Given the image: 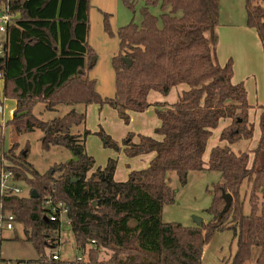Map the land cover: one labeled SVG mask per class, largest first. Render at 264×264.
Masks as SVG:
<instances>
[{
  "label": "trees",
  "instance_id": "1",
  "mask_svg": "<svg viewBox=\"0 0 264 264\" xmlns=\"http://www.w3.org/2000/svg\"><path fill=\"white\" fill-rule=\"evenodd\" d=\"M141 1V23L132 19L117 31L118 53L111 61L115 93L104 98L97 93L95 80L86 76L93 67L87 42L90 0H0V14L11 17L0 47L2 93L4 99L16 101L5 125L17 138L39 129L43 149L62 147L72 156L39 175L28 164V147L24 148L15 172L30 191L27 196L3 198L2 209L24 227L38 256L36 264H60L44 254L58 246L60 235L59 223L45 218L43 200L48 196L67 207L76 249L88 256L87 264H201L205 243L225 230L233 233L236 248L221 264H246L254 248L259 251L255 263L264 264V105L259 107L255 149L234 152L231 146L252 139L253 124L243 84L231 82V59L220 66L215 57L218 0ZM122 4L134 12L135 0ZM157 6L159 14L153 15L150 8ZM245 10L246 27L256 32L264 56V7L245 0ZM124 59L130 60L129 67ZM179 85L187 90L175 103L153 105L160 122L154 133L161 140L139 135L133 143L129 133L118 144L102 129L94 133L103 148L122 151L128 158L154 154L147 168L131 172L125 182L113 180V159L94 169L95 162L85 151L89 131L72 134L73 128L84 125V113L72 110L49 122L32 114L37 103L48 111L58 105L109 106L127 124V112L141 113L150 106V92L165 97ZM220 120L229 121L219 135L226 145L214 147L205 165L207 141ZM203 170L217 172L221 179L206 210L210 220L199 227L163 223V207L174 202L168 174L175 173L184 185L189 172ZM244 184L246 190L241 189ZM31 191L38 197L31 198ZM222 191L231 195L232 205L220 216ZM100 249L111 252L108 260L98 262Z\"/></svg>",
  "mask_w": 264,
  "mask_h": 264
},
{
  "label": "rangeland",
  "instance_id": "2",
  "mask_svg": "<svg viewBox=\"0 0 264 264\" xmlns=\"http://www.w3.org/2000/svg\"><path fill=\"white\" fill-rule=\"evenodd\" d=\"M256 1L264 7V0H255V2ZM142 6L143 2L141 0H135L134 12H131L122 4V0H90L87 42L93 51V57L90 59V63L93 67L86 76L88 79L95 80L96 91L101 97L113 98L115 93L114 70L111 61L118 53L119 40L117 37V31L126 26L132 19L135 24L139 25L141 23L139 11ZM150 12L153 15H158V6L150 8ZM218 14V24L213 33L215 42L217 36L218 41L220 40L218 33L220 31L222 33L220 37L222 38L223 46H225L226 43H231L232 48H236L243 44L251 46V41L248 36H245L244 38L240 36L234 38L224 37V32L227 28L237 29L246 26L245 0H218ZM105 15L107 16L106 20ZM106 25L108 26V31L106 30ZM3 35L4 34L0 32V39ZM207 37H209L208 34ZM254 78L257 80L258 84L260 83L264 91V71L261 69L254 73ZM258 100H260V97H258ZM72 110L77 113H85L86 128L91 131L96 130V132H98L99 129H103L105 119L108 120L109 132L115 136H117L115 133L116 130L122 129V131H124L125 128L131 125L130 117L128 123L125 124L123 120L119 118L117 110L109 106H103L101 110H97L95 108L93 109V107L88 109L80 104L74 106L58 105L55 106L53 110L48 111L44 108L43 103H37L32 109V114L40 121L49 122L53 119L64 116ZM97 113H108L109 115L103 114L100 121H98ZM142 113H145V111L138 114ZM150 113L154 115L153 110H151ZM253 113L254 112L250 113V120H253ZM148 120L150 121L151 119L148 118ZM134 124L137 125V121H135ZM82 127L83 125L73 128L71 130L72 134L77 135L80 133L83 130ZM7 128L6 125L4 128L0 127V138L2 139L0 145V160L2 157L5 163L13 167H16L17 165L20 152L24 148L27 149V147L26 160L31 166V169L39 175L45 174L53 167L65 164L72 159L70 152L65 148L51 147L48 150L43 149L41 143L43 133L39 129L35 128L33 130H28L25 134L17 138L11 134V128L9 127L10 132ZM152 128V121H150L148 129L147 127H144L143 130L151 132L154 136H157ZM135 132L136 131H132V133L130 132V134L134 135L133 138L136 136L134 134ZM257 135H259V130L256 126L254 139ZM89 136L91 138L86 141L85 151L87 155L93 157L96 165L104 162L107 151L116 154V157L114 158L116 162L121 155V159L128 158L122 151L114 152L111 149L103 148L97 135L90 134ZM114 141L121 144L120 140ZM252 142L253 140L239 143L237 146L233 147V150L235 151L236 148L241 147L243 144L246 146L250 145ZM13 169L15 170V168ZM56 176L57 173L55 174V177ZM167 178L168 186L174 193V202L163 207L161 216L162 222L179 224L183 227H197V224L194 221L195 217L200 218L202 223H207L210 220V217L206 210L211 204L213 187L221 182L219 173L206 170L201 172H189L186 184L184 185L180 184L176 174L173 172L169 173ZM17 187L21 190V196L28 195L30 188L24 180H18ZM241 189L246 190V184H244ZM248 211L249 207L246 199L244 202V212L248 213ZM88 248L89 247L87 246V249ZM235 248L236 242L231 231L225 230L215 232L203 247L201 264H221L232 257ZM49 251L48 248L44 251L45 256L49 254ZM55 251L59 255L60 264L88 263V256L82 251L76 249L74 238L69 226L63 225L61 227L58 246H56ZM97 254L98 262H103L110 258L111 252L100 249ZM258 254V249H252L251 260L246 264H256L255 260ZM37 258L38 256L33 246L26 240L24 227L22 225L15 224L12 232L2 233V239L0 242V259L3 262L0 264H4L5 261L11 263L19 262L21 264H36L35 261Z\"/></svg>",
  "mask_w": 264,
  "mask_h": 264
},
{
  "label": "crops",
  "instance_id": "3",
  "mask_svg": "<svg viewBox=\"0 0 264 264\" xmlns=\"http://www.w3.org/2000/svg\"><path fill=\"white\" fill-rule=\"evenodd\" d=\"M214 30H216V29H214ZM218 33H219V38H220L219 41H218V36H217V40L215 42L214 36H213V48H214L216 60L220 66H223L226 64V62L229 59H231L232 71H233L231 82L233 84H238V83L243 84V87H244L245 92H246L247 103L250 106V109L248 111V120L250 123L253 124V136L251 139V141L253 140V142L247 146L243 144L241 147L236 148L234 151L233 147L237 146L239 143H245L246 142V141L245 142L241 141V142L235 144L234 146H231V149L234 152H239V151L251 152L252 150L255 149V147L258 143V140H259L260 132H259V135L255 136V139H254L255 127L257 126V128H258V118H259V114H260L259 107L264 105V98H263L264 97V91H263L260 83L258 84L257 80L254 78V73L258 72L261 69H262V71H264V56L262 53L261 43L259 41V38H258L256 32L254 30L246 27V26H242V27L237 28V29L236 28H227L226 31L224 32V37L234 38V37L240 36V37L244 38L245 36H248L249 40L251 41V46H248V45L246 46L243 44V45H240L236 48H232L231 43H226V45L223 46L222 45V38L220 37V35H222V33L220 31ZM207 38H209V37H207ZM4 40H5V36L3 35V37L0 39V46L3 44ZM220 43H221V45H220ZM186 90H187V87L185 85H179L177 87H174L169 92V94L165 97L161 96L159 93L150 92L147 96V101H148L150 106L145 110V113L138 114L137 112H127L128 117L131 118V125L129 127L125 128L124 131H122V129L116 130L115 133L117 136L113 135L108 130L109 125L107 122L108 120H106V119H105L104 128L102 130H104L114 140H117V141H119V140L122 141L126 137L127 133H130V132L132 133V131H136L134 133L136 136L132 139L133 143L138 142V136L139 135L148 136V137L154 138L156 140H161L160 136H154L151 132H146L143 130L144 127H147V129H148L150 121H152L153 132L160 125V122L157 119L155 113H154V115L152 113H150L151 110H153V112H154L153 105L155 103H167L168 105H171V104L175 103L176 100L178 99V97L180 96V94ZM2 91H3V81L0 80V125H1V127L4 128L5 124L12 119L13 113L16 109V101L4 99ZM258 97H260V100H258ZM92 107H93V109L95 108L97 110L102 109V107L99 108L96 105H89L86 108L89 109ZM44 108H45V105H44ZM86 111H87V109H86ZM251 112H254L253 113V120L251 119L252 121L250 120V113ZM97 114H98V121H100V118L103 114L109 115L108 113H97ZM85 117H86V115H85ZM148 118H150L151 120L149 121ZM135 121H137V125L134 124ZM228 124H229L228 120H220L217 128L212 130L211 137L207 141L206 149H205V152H204L203 157H202L203 163L205 165L208 162L210 151L214 147H216V146L223 147L226 145L225 142L219 141V135H220V132L222 131V129L225 128ZM82 128H83V130L78 134H81L84 130L89 131L91 134L96 133V130L91 131V130H88L86 128V122L84 123ZM7 129H8V131L10 130L9 127ZM258 130H259V128H258ZM90 138L91 137L89 135L85 138V145H86V141L89 140ZM90 157H92V156H90ZM102 157H103V155H102ZM115 157H116L115 153L107 151L106 158H105L104 162L103 163L101 162V164H98V165L94 164V169L95 168H104L106 166L108 159L115 160L114 159ZM121 157H122V155H121ZM121 157L119 156L117 162L115 160V162L117 163L115 166L114 174H113V180L115 182H125L128 178V175L131 172L140 171V170L147 168L150 161L154 157V154L151 153V154L140 155V156H137L134 158H126V159H124V158L121 159ZM249 158H250L249 163H251V161H252V154L251 153L249 154ZM119 160H120V164H119Z\"/></svg>",
  "mask_w": 264,
  "mask_h": 264
},
{
  "label": "built area",
  "instance_id": "4",
  "mask_svg": "<svg viewBox=\"0 0 264 264\" xmlns=\"http://www.w3.org/2000/svg\"><path fill=\"white\" fill-rule=\"evenodd\" d=\"M11 17L8 14H0V32L4 33L5 26L10 21ZM1 47V46H0ZM0 54L2 52L0 51ZM13 167L4 162V159L0 160V242L2 239V233L12 232L14 225L17 224L14 215L3 211L1 200L11 196H21V190L17 187L16 172ZM43 208L45 210V218L50 222H58L60 229L63 225L69 226V220L67 218L68 209L62 201L56 200L54 197L48 196L43 200ZM49 254L47 257L53 261H59V255L55 251V248H49ZM79 261V260H78ZM3 262L0 259V263ZM4 264H21L19 262H7ZM26 264V263H24Z\"/></svg>",
  "mask_w": 264,
  "mask_h": 264
},
{
  "label": "water",
  "instance_id": "5",
  "mask_svg": "<svg viewBox=\"0 0 264 264\" xmlns=\"http://www.w3.org/2000/svg\"><path fill=\"white\" fill-rule=\"evenodd\" d=\"M124 62L127 64L128 67L131 64V62H130L129 59H124ZM30 197L31 198H37L38 196H37V194L34 191H31L30 192ZM221 197H222V200L224 201V206H223V209L221 211L220 216L223 215V214H225L229 210V208L231 207V205H232V197H231L230 194L224 193L222 191ZM194 221L197 224V227H199L201 225V223H202V221H201L200 218H195L194 217Z\"/></svg>",
  "mask_w": 264,
  "mask_h": 264
}]
</instances>
